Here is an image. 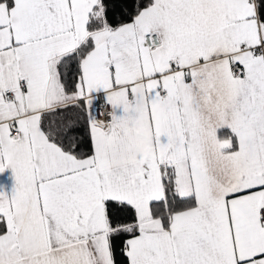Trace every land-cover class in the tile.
<instances>
[{
    "label": "snow or ice",
    "instance_id": "1",
    "mask_svg": "<svg viewBox=\"0 0 264 264\" xmlns=\"http://www.w3.org/2000/svg\"><path fill=\"white\" fill-rule=\"evenodd\" d=\"M0 264H264V0H0Z\"/></svg>",
    "mask_w": 264,
    "mask_h": 264
}]
</instances>
